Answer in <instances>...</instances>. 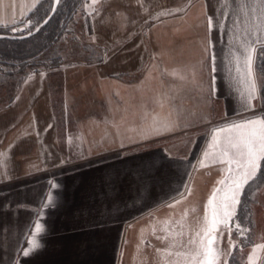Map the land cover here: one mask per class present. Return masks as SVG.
Wrapping results in <instances>:
<instances>
[{"label": "crops", "instance_id": "crops-1", "mask_svg": "<svg viewBox=\"0 0 264 264\" xmlns=\"http://www.w3.org/2000/svg\"><path fill=\"white\" fill-rule=\"evenodd\" d=\"M42 1L0 0V27ZM221 3L87 0L83 58L0 85V264H191L225 175L204 156L214 131L261 114L259 100L244 111L234 63L231 76L225 70L233 51L242 55L254 0ZM218 13H227L223 34ZM233 221L230 248L218 254L227 264L240 245ZM37 223L43 247L24 257ZM228 224L214 233L216 251Z\"/></svg>", "mask_w": 264, "mask_h": 264}, {"label": "snow or ice", "instance_id": "snow-or-ice-1", "mask_svg": "<svg viewBox=\"0 0 264 264\" xmlns=\"http://www.w3.org/2000/svg\"><path fill=\"white\" fill-rule=\"evenodd\" d=\"M61 0H56L59 4ZM96 0H93L95 3ZM222 0L221 7H224ZM248 5L241 4L240 10L245 12ZM257 9L259 14L256 15ZM251 10L255 16L251 30L245 29L244 39L240 42L243 52L237 54L231 53V60H227L225 70L231 76L232 65H235V80L238 84L243 85L241 98L244 101V111L254 112L255 105L253 101L259 100L261 104L260 115L245 118L243 120H233L231 123L220 127L214 131L212 143L209 147L213 150L211 153L205 152L204 156L209 155L218 159V162L226 165L224 168V177L217 181L221 187L213 189V192L207 202L204 217L203 236L200 237L196 251L191 256V264H218L219 256L214 248L215 235L219 224H228L236 216L237 206L241 204V196L244 194L246 186L256 184L264 185V0H254ZM227 13L217 15L218 23L216 27L223 34L225 30V20ZM209 33L213 28V18L207 19ZM232 36H229V44L232 43ZM211 39L208 41V49H211ZM231 51V49H230ZM215 54L209 52V75L214 83L215 76L212 75L217 71L215 66ZM175 74V73H174ZM258 81L262 83L258 85ZM240 115V111L236 112ZM153 127L157 130L167 129L168 123L156 124ZM221 133L226 135L221 138ZM56 187L55 184L52 185ZM190 194V188L186 186ZM53 200L49 198V204ZM171 206V205H169ZM210 214H209V211ZM243 232L246 229H240ZM43 231V226L36 224L33 238L29 240V247L22 249L24 257H30L35 250L43 247L39 244L36 236ZM196 243V241H192ZM231 243V241H230ZM234 246V245H233ZM259 249H264V245H258L249 255V264H256L258 257L255 254ZM255 257V258H254Z\"/></svg>", "mask_w": 264, "mask_h": 264}, {"label": "trees", "instance_id": "trees-1", "mask_svg": "<svg viewBox=\"0 0 264 264\" xmlns=\"http://www.w3.org/2000/svg\"><path fill=\"white\" fill-rule=\"evenodd\" d=\"M84 2L85 0H61L50 20L33 35L21 39L0 38V83L18 76L23 78L24 74L30 70L58 66L62 62V55L57 48V42L64 36L68 22L82 9ZM52 6L53 0H43L26 18L27 21L30 20V23L24 32L34 29L44 20L50 13ZM12 31L9 27H0V33H12ZM45 53L48 56H45ZM43 56L45 58L41 59ZM102 57V55L99 56V59ZM50 59L55 60L56 63H47ZM263 188L264 185L252 184L246 186L245 192L242 194V202L233 221V233L240 240V245L231 254L230 264H244L238 250L252 246L255 241V206L260 201ZM237 224H239L240 229H246V231L241 232L237 228Z\"/></svg>", "mask_w": 264, "mask_h": 264}, {"label": "rangeland", "instance_id": "rangeland-1", "mask_svg": "<svg viewBox=\"0 0 264 264\" xmlns=\"http://www.w3.org/2000/svg\"><path fill=\"white\" fill-rule=\"evenodd\" d=\"M54 3V0H53ZM86 4L87 0L82 4V9H80L75 17L71 19L68 22L67 26V31L64 34L63 37H61L58 42H57V48L61 53V63L58 64V66L67 63V62H73L75 60H78L79 58H83L81 53H79L78 49H82L84 47H88L89 45L85 42V36L81 33L80 29V15L83 13V11H86ZM20 25H26L28 26L29 24L27 23V19H23L14 26L9 27L11 30H13L15 27H19ZM22 33V32H20ZM47 54L45 53V56ZM45 56L41 57L45 58ZM48 56V55H47ZM86 56V54H85ZM87 58H92L90 57V54L87 55ZM47 63H56L55 60H48ZM59 63V62H58ZM45 66V65H42ZM56 67V66H55ZM52 68V67H50ZM27 72L25 75H27ZM23 76V77H24ZM22 79L21 77H15L11 78L10 80L0 83V85H4L8 83L9 81H19ZM7 85V84H6ZM7 87V86H6ZM3 91V90H2ZM7 92V89H6ZM255 218H256V232H255V241L252 246L249 247H244L242 249L238 250V254L240 255V258L242 257L244 264H249V255L253 253V249L256 248L258 245H264V188L261 192L260 196V201L259 203L255 206ZM232 226L228 224V232L227 234L224 231H221L218 235V246H217V252L222 253V252H228L230 246L229 242L227 241L228 239H231V233L230 229ZM219 256V255H218ZM255 257H258L256 260V264H264V249H259L257 253L255 254ZM254 257V258H255ZM218 264H227V258L225 256H219V261Z\"/></svg>", "mask_w": 264, "mask_h": 264}, {"label": "water", "instance_id": "water-1", "mask_svg": "<svg viewBox=\"0 0 264 264\" xmlns=\"http://www.w3.org/2000/svg\"><path fill=\"white\" fill-rule=\"evenodd\" d=\"M57 8H58V4L56 3V0H54V3H53V6H52L50 13L34 29H32L28 32H24L27 29V26L26 25H20L19 27H15L13 29L12 33H0V38L21 39V38H26V37L33 35L34 33L37 32V30L41 26L45 25L50 20V18L53 16V14L57 10ZM28 23H30V20H28ZM20 32H24V33H20Z\"/></svg>", "mask_w": 264, "mask_h": 264}, {"label": "built area", "instance_id": "built-area-1", "mask_svg": "<svg viewBox=\"0 0 264 264\" xmlns=\"http://www.w3.org/2000/svg\"><path fill=\"white\" fill-rule=\"evenodd\" d=\"M260 108H261V107L258 108V111H259V112H260Z\"/></svg>", "mask_w": 264, "mask_h": 264}]
</instances>
